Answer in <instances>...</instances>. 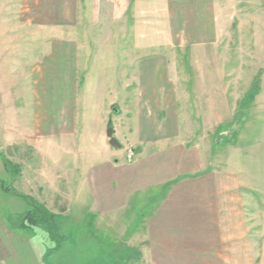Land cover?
I'll list each match as a JSON object with an SVG mask.
<instances>
[{
	"label": "crops",
	"instance_id": "0c3cea01",
	"mask_svg": "<svg viewBox=\"0 0 264 264\" xmlns=\"http://www.w3.org/2000/svg\"><path fill=\"white\" fill-rule=\"evenodd\" d=\"M90 10L115 11L110 48L88 47L80 26ZM263 11L264 0H0V40L28 45L31 25L41 44L33 128L20 134L38 138L37 161L22 162L13 183L48 208L66 185L67 213L82 209L107 233L124 225V239L125 219L139 213L126 246L146 264H264ZM10 83L0 103L13 118L25 112ZM88 97L105 153L80 169L51 150L77 134ZM109 125L124 148L106 149ZM51 247L39 229L0 225V264H46Z\"/></svg>",
	"mask_w": 264,
	"mask_h": 264
},
{
	"label": "rangeland",
	"instance_id": "374dc122",
	"mask_svg": "<svg viewBox=\"0 0 264 264\" xmlns=\"http://www.w3.org/2000/svg\"><path fill=\"white\" fill-rule=\"evenodd\" d=\"M243 12L248 13L250 16H256L258 14L257 11L251 8L244 9ZM259 12L261 13V11ZM115 22V11H86V16L80 29L89 40L88 47L90 46V48L93 50L95 49V51L110 48L112 45V37L117 32ZM256 26L258 27H255V29L254 27L247 26L249 30L248 33L258 34L256 33L258 32L256 28L262 29V26L260 24ZM35 30L36 28L34 26H28V45L26 41H13L9 38H5L3 41L0 40V84L6 83L8 85L11 84L10 82L12 81L17 83L13 93L18 96L22 95V97L16 98L15 96L14 101L17 104L16 107L18 109L22 108L25 112L22 115L20 113L18 117L8 118L7 115L1 114L3 105L0 103V225H5L7 223L8 226L11 227L9 220L15 221L18 217L17 214L29 209V205L22 198L9 195L4 192L2 188L11 187L17 193L29 197L48 211H57V215L62 217L60 223V235L63 237L62 245L59 250L52 252H49L47 249L48 252L46 251L44 256L46 264H146L142 261L136 249L126 246L133 242L132 233L130 232L137 229L140 225L141 219L139 213L129 220L125 219V229L129 227V233L124 239L119 236V232L124 225H117L115 228L117 232L115 229L110 228L107 233L97 222L95 223L94 219L87 217L85 212H81L82 209L77 210L76 207L73 206L70 212L67 213L68 203L65 201L64 195H66L68 201L72 200V192L70 190V193L68 192L67 194L66 185H64V190L66 192L62 191L59 194L57 193V199L62 202H56L52 207L48 208L45 207L44 204L49 206V202L44 200L40 203L38 198L33 196V191L32 194L24 193V189L19 183L15 185L13 183L15 177L4 168L3 158L8 159L12 164L19 167L22 162L29 161L33 164L31 165L33 170L35 169L37 161L33 146L36 144L34 141L38 140L36 135L30 134L29 137L27 135L24 137L20 136L24 130L26 131L30 130L31 127L33 128V122H31V115L28 114V110L29 113H34L36 107V102L32 101V90L38 78V66L36 64L39 63L41 44L33 40ZM9 31L10 35L18 32L15 26H10ZM227 32L228 27L223 31V35H227ZM226 42L227 39L225 40V43ZM103 61H105V59L101 56L99 62L102 63ZM81 71H83V69H81ZM83 75V72L78 74V84L80 85L82 84ZM9 88L10 85L7 89L8 92ZM88 91V89L81 91V94L85 92L86 95ZM25 93L28 95L27 100L25 99ZM90 98L92 97H88L87 100L82 98V103L79 105L80 107H78V112L81 107L86 111L85 114L82 115L81 121L78 119L77 134L65 143H61L62 140L59 139V145L57 144L60 146L58 147L59 150H51L52 155L58 158L59 161L63 156L68 158V154H71V165H76V167L80 169L87 166L88 161L92 157L104 155L103 153H105L104 148H102L101 139L97 138L96 131L93 127L95 125L97 130L102 131L104 123L95 120L98 118V109H96V106L95 108L91 107L89 109L91 104ZM92 117H94V120H92ZM4 124L7 125L5 128L6 132L3 130ZM112 138L116 139L114 135H112ZM109 141L110 138L107 136L105 142L108 151L114 152L124 148L118 139H116V141L120 145L119 148L111 146ZM49 163L52 164V162ZM47 173L50 177V183L54 184V188H58L56 180H54L55 170L53 167L51 171ZM29 186L27 188H29ZM72 186H74V183L71 184V187ZM38 187H42L41 184H39ZM30 188L33 190L31 186ZM46 189L49 190L50 196H56V194L52 193L53 190L51 186ZM42 191L43 188L40 189V194H42ZM58 196L62 197V199ZM118 226L121 227L118 228Z\"/></svg>",
	"mask_w": 264,
	"mask_h": 264
},
{
	"label": "trees",
	"instance_id": "16d2710c",
	"mask_svg": "<svg viewBox=\"0 0 264 264\" xmlns=\"http://www.w3.org/2000/svg\"><path fill=\"white\" fill-rule=\"evenodd\" d=\"M258 85L259 78H256L252 93L255 94L258 91ZM3 165L6 171L12 173L13 177H16L20 173V167L12 164L6 158H3ZM2 188L4 192L22 198L29 205V209L20 214L15 221L9 220L11 227L20 230L39 229L46 233L49 241L52 243V247L48 249L49 252L59 250L63 242V237L60 235V222L62 217L48 211L29 197L17 193L11 187Z\"/></svg>",
	"mask_w": 264,
	"mask_h": 264
},
{
	"label": "water",
	"instance_id": "95a60500",
	"mask_svg": "<svg viewBox=\"0 0 264 264\" xmlns=\"http://www.w3.org/2000/svg\"><path fill=\"white\" fill-rule=\"evenodd\" d=\"M112 135H113V129H112L111 125H109L108 130H107V136H108V138H110L109 143L111 146L119 148L120 147L119 143L116 141V139L112 138Z\"/></svg>",
	"mask_w": 264,
	"mask_h": 264
}]
</instances>
